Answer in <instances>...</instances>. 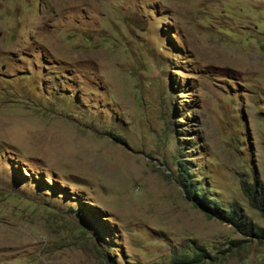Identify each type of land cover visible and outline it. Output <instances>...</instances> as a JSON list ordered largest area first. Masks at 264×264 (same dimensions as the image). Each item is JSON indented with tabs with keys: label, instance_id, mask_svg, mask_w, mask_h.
<instances>
[{
	"label": "rangeland",
	"instance_id": "1",
	"mask_svg": "<svg viewBox=\"0 0 264 264\" xmlns=\"http://www.w3.org/2000/svg\"><path fill=\"white\" fill-rule=\"evenodd\" d=\"M243 180L264 0H0V264H264Z\"/></svg>",
	"mask_w": 264,
	"mask_h": 264
},
{
	"label": "trees",
	"instance_id": "2",
	"mask_svg": "<svg viewBox=\"0 0 264 264\" xmlns=\"http://www.w3.org/2000/svg\"><path fill=\"white\" fill-rule=\"evenodd\" d=\"M241 184V191L248 197L250 205L259 212L264 213V195L262 189L261 192L258 191L257 183L252 184L243 180ZM182 186L185 188L187 196L193 198L195 201V206L201 207L208 217H214L222 222L233 224L238 227L239 230L243 229L246 233L254 234L256 238L264 237L263 231L259 230L260 233H256L252 224L241 221V218L235 210L226 211L223 208H217L213 202L202 195L203 192L201 189L198 190L190 186V184L184 183ZM206 256L207 254L203 250H201L200 253H195V259L200 261L202 258H206ZM186 258L188 259V257Z\"/></svg>",
	"mask_w": 264,
	"mask_h": 264
}]
</instances>
